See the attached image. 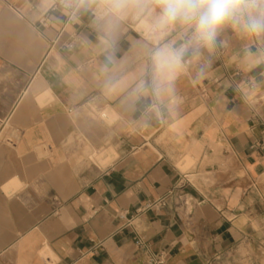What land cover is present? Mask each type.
<instances>
[{
  "label": "crops",
  "instance_id": "1",
  "mask_svg": "<svg viewBox=\"0 0 264 264\" xmlns=\"http://www.w3.org/2000/svg\"><path fill=\"white\" fill-rule=\"evenodd\" d=\"M128 1L0 0V264H264V32Z\"/></svg>",
  "mask_w": 264,
  "mask_h": 264
},
{
  "label": "clouds",
  "instance_id": "2",
  "mask_svg": "<svg viewBox=\"0 0 264 264\" xmlns=\"http://www.w3.org/2000/svg\"><path fill=\"white\" fill-rule=\"evenodd\" d=\"M121 0H117V7ZM160 10L155 26L161 30L170 23L192 25L190 44L212 49L220 30L231 24L246 32H264V0H159ZM143 15L147 8L139 6ZM185 48L164 47L154 52L155 61L179 66Z\"/></svg>",
  "mask_w": 264,
  "mask_h": 264
},
{
  "label": "built area",
  "instance_id": "3",
  "mask_svg": "<svg viewBox=\"0 0 264 264\" xmlns=\"http://www.w3.org/2000/svg\"><path fill=\"white\" fill-rule=\"evenodd\" d=\"M69 0H55L54 8L58 5L67 6ZM72 14L75 13L76 7L75 5H69ZM45 19L42 21L45 23ZM264 144V140L262 142ZM186 183L181 180L176 186H174L164 197L150 202L143 207V210L147 209H160L166 208L170 205L173 206L175 211H181L186 215H190L193 208V200L189 196V194L185 191ZM164 258L162 255L152 256L148 262V264H163Z\"/></svg>",
  "mask_w": 264,
  "mask_h": 264
},
{
  "label": "rangeland",
  "instance_id": "4",
  "mask_svg": "<svg viewBox=\"0 0 264 264\" xmlns=\"http://www.w3.org/2000/svg\"><path fill=\"white\" fill-rule=\"evenodd\" d=\"M126 1V0H125ZM128 1V0H127ZM129 2V1H128Z\"/></svg>",
  "mask_w": 264,
  "mask_h": 264
}]
</instances>
